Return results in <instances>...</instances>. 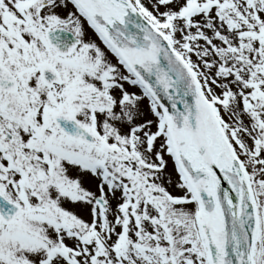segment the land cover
<instances>
[{
  "label": "snow or ice",
  "instance_id": "snow-or-ice-1",
  "mask_svg": "<svg viewBox=\"0 0 264 264\" xmlns=\"http://www.w3.org/2000/svg\"><path fill=\"white\" fill-rule=\"evenodd\" d=\"M0 264H264V0H0Z\"/></svg>",
  "mask_w": 264,
  "mask_h": 264
}]
</instances>
